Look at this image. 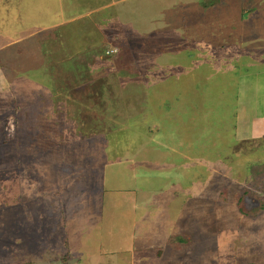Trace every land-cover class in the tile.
<instances>
[{"label": "rangeland", "instance_id": "obj_1", "mask_svg": "<svg viewBox=\"0 0 264 264\" xmlns=\"http://www.w3.org/2000/svg\"><path fill=\"white\" fill-rule=\"evenodd\" d=\"M82 3L0 0L5 7L0 46L2 39L18 38L0 48V74L12 86V94H7L0 75V253L18 248L9 251L14 260L19 255L24 260H49L55 257L52 251L60 254L62 244L55 240L62 241L66 251L67 240L61 236L72 237L71 250H79L76 238L87 232L100 235L103 253L112 252L123 264H264V138L256 135L233 143L232 125L216 121L220 115L210 116L203 102L204 96L215 95V86L220 104L229 101L219 94L220 83L215 80L221 78L225 85L224 74L236 63L240 40L255 42L258 54L264 56L259 49V44L264 48V39L257 41L262 25L264 29V0H119L127 16L116 9L109 15V20L115 18L110 33L103 34L118 36L122 46L116 47L115 38L107 36V44L87 39L68 51L93 56L92 84L98 81L95 87L100 86L102 80V88L113 87L107 90L110 100L139 102L124 103L113 111L111 104H104L110 101L102 99L100 87L94 105L103 100L102 123L95 111L94 116L80 114L71 88L59 86L52 98V76L58 69L39 67L45 62L42 54L50 53L42 50L39 31L54 28L56 17L78 16ZM91 4L100 5L96 0ZM84 17L89 25L90 16ZM101 18L91 19L87 28L75 23L76 39L84 29L87 36L99 37L96 26L102 24ZM43 34L51 35L50 30ZM113 48L122 53L111 55ZM241 48L253 51L247 43ZM130 59L135 62L128 63L133 69H126L130 72L126 74L120 66ZM104 68L110 71L103 72ZM138 70L143 73L142 84L132 78ZM245 86L239 83L238 88ZM247 87L256 94L263 85L258 80ZM124 89L127 93L117 92ZM166 118L178 121L176 134L172 121L164 126L167 146L176 142L170 139L175 134L185 148L189 146V155L158 157L159 147L152 154H135V139L145 130L144 124L164 125ZM59 122L65 125L61 129ZM146 142L144 146L151 148ZM142 164H147L146 170ZM161 183L174 189H164ZM113 187L122 191L116 193ZM138 189L141 192L135 194ZM116 200L119 206H114ZM136 205L134 210L145 217L131 228L120 213L130 216ZM71 223H79L80 234L69 229ZM44 228L46 233L41 232ZM13 235L17 245L9 240Z\"/></svg>", "mask_w": 264, "mask_h": 264}, {"label": "crops", "instance_id": "obj_2", "mask_svg": "<svg viewBox=\"0 0 264 264\" xmlns=\"http://www.w3.org/2000/svg\"><path fill=\"white\" fill-rule=\"evenodd\" d=\"M95 0H83L82 3V8L78 11L76 17H74L73 15L70 16V18L68 19H60L59 17L54 18V28H43L41 29V31H39V35H38V41L40 43V46L42 47V50H49L50 53L49 55L46 54H42L43 58L45 59V62L43 63L40 62L39 67L45 65V68H51L52 66L58 69H55V73L53 74L52 78L54 79V83H55V89L53 88L51 91V95L52 98L55 96V91L56 89L60 86H65L66 88H68V90L71 88V95L72 97L75 99H77V103L79 105L80 108V114L84 115V116H94V111L96 112L97 116V120H99L101 123L103 122L104 119L100 118L101 114H104V112H106L105 108H102V102L103 100H105L104 98H108L107 100L110 101V103L107 101H104L105 105H109L111 104V108L113 109V111H117L118 110V106L123 105L124 103L127 104V106H132L134 105L133 102L135 104L139 103L136 101V99H128L127 102L124 101L123 104H121L118 100V98L116 100H114V98L110 100L109 98V92L107 91L108 89H112L114 90V88L112 87H103V81L99 80L100 86H96L95 84L98 83V81H96L95 83L92 84V74H91V65H93V56L91 57L90 55L87 54H81V53H75V55L71 54L69 55L68 51L70 50H75L76 47H81L83 46L80 41H86L87 39L91 40V43L94 44V42H101L100 44H107V41H109L107 38V36H112L110 33V30L112 29V27L110 26V21H114L115 22V18L112 20H109V15L111 13H117L116 9L119 8V12L122 13V17H126L127 13L123 11L122 7L118 6L119 4V0H96L100 5H98L97 7H93L92 6V2L94 3ZM179 2V1H178ZM193 6H196L197 4H192ZM62 7H65V4H61ZM72 6L71 8L75 7V4L71 3ZM56 7V6H55ZM5 7L4 6H0V16L2 15V11H4ZM118 11V10H117ZM58 14L55 10H54V15ZM90 16V22L89 25H87L85 23V17L84 16ZM98 16H102L101 21L102 24L101 25H97L96 27H98V31H99V37H89L87 36V29L82 30L80 33L78 34V39H76L73 27L75 23H80L83 24L85 28H87V26H90L91 23V19H93L94 17L96 18V22L97 17ZM108 16V17H106ZM1 18V17H0ZM111 18V17H110ZM121 18V17H120ZM263 24V22L261 21V25ZM244 25V24H243ZM71 26V27H70ZM90 29L94 30L93 27H90ZM50 30V34H43L44 32H48ZM117 30H120L119 28ZM257 29L255 28L253 31H256ZM104 32H109L108 34H103ZM263 25H262V34H258L257 33V38H258V42H259V38H263ZM61 33L63 35V38L61 36ZM53 34V35H52ZM35 34H29L28 37H33ZM262 36V37H261ZM75 37V38H74ZM112 38H115V46H122V43L119 42L117 40L118 36L115 35V37L112 36ZM18 38L15 37H11V39L7 40L2 39V41L4 42L3 45L0 46V48H6V46H8L11 43V40L16 41ZM73 40V42L71 41ZM244 38L242 40H240V50H238L239 48H236V51L239 53H236V63L233 66L232 69H230L229 72L224 74V78L227 79V81H225V85L221 82H219L221 80V78H219L218 80H215V83H220V93H224L225 96H228L229 101H226L223 105L220 104L221 100H217L216 98L219 97V95L216 94V91L218 92L216 86L213 90V96H204L205 100L204 102V106L205 108L208 107V109H215L217 110L216 113H218V115H220L219 117H216V121L221 122V124L223 123H227L229 122L232 126H231V130L235 133L234 138H236L235 140L233 139V137L231 138V141H233V143H236L237 140H242V141H247L251 138H255L256 135H262L261 138H264V56L258 54L257 50L255 48L258 47H254L255 42L252 41H248L246 42L247 45H252L253 46V51H251L252 49L248 50L249 53H247L246 51H243V49L241 48L243 45H245L246 43L244 42ZM16 44V43H15ZM259 44V43H258ZM86 45V43L84 44ZM259 44V49L260 50H264L263 46ZM90 46V44H89ZM124 46V45H123ZM231 44L228 46L230 47ZM92 47V46H90ZM264 52V51H262ZM261 52V53H262ZM122 53V51H118L117 54ZM247 53V54H246ZM257 53V55H256ZM260 53V52H259ZM116 54V55H117ZM263 54V53H262ZM52 55V56H51ZM6 58L7 61L9 60L6 54ZM133 59H130L129 61L124 62V64H122L120 66V68L122 69V71L126 74H129L130 72H128L126 69L132 70L133 67L132 66H127L128 63H130V61ZM134 61V60H133ZM135 62V61H134ZM133 62V63H134ZM107 64L104 63V67L107 68ZM75 67H78V71L75 70ZM106 68H104V70H102L103 72L105 71H110L109 70H105ZM137 70V69H136ZM1 72V69H0ZM115 72H120L118 70H115ZM132 78L133 80H135L136 83L140 82V84H142L141 81V77H142V71L140 72L139 70L137 72H132ZM1 75V81H2V85L5 86L6 89V93L7 94H12L11 93V83L7 82L6 79L3 77L2 73ZM62 78H65L63 83H61ZM89 78V79H88ZM141 78V79H140ZM257 79V80H256ZM261 80L262 82V90L259 93L253 94L251 93V89L249 90L247 87L251 84L254 83L255 81ZM78 81V82H77ZM239 83L241 85L246 84V89H239L238 85ZM102 86V87H101ZM100 89L99 93H103V97L102 94L99 96L102 97L103 100H101L102 102L99 103V105H94L95 101H96V97L98 98L97 94V90ZM83 90L82 93H80ZM118 93H122L125 94L127 93L126 90H122L121 91H117ZM5 93V94H6ZM203 93V85H202V92L200 94V99H201V95ZM205 93L207 94L208 92L205 91ZM119 94V95H122ZM132 94H135L134 92H132ZM49 95V97L51 96ZM205 95V94H204ZM217 95V96H216ZM106 96V97H105ZM215 98V99H214ZM123 100V99H122ZM202 101V100H201ZM213 101H216L215 103H213ZM76 102V100H75ZM98 103V102H97ZM96 103V104H97ZM178 103V102H177ZM176 103V104H177ZM175 107L179 106V103L176 105ZM211 105H214V107H212ZM95 107H100L98 110L102 111L101 113H98L96 111V109L94 110L93 108ZM139 107H142V103L140 105H137L135 107V109H139ZM177 109V108H176ZM178 110V109H177ZM135 111V110H134ZM222 112L224 114H222ZM180 113V111H179ZM135 114V112H134ZM106 115V114H105ZM134 117H136L134 115ZM179 118H182V115L180 113ZM184 119V118H182ZM51 120V119H50ZM53 121H55L54 119H52ZM186 120V119H185ZM173 122L171 123L172 125H174V133L177 129V124L178 121H174L172 119L166 118V121H164V125L161 124L159 121H152L150 122L149 125L144 124V129L142 133H140L139 135H137L136 137H138L136 140V149H135V154H144L148 153L152 154V150L153 149H157L158 147L160 148L158 151H160V154H157L158 157H161V154H164L165 157H167L170 154H185L189 155L187 153V151L189 150L188 147L185 148V143L183 142V139L181 140L180 137L176 136L174 134V136H171L170 139L171 141H173L172 139H175L176 142H171V144L168 145L169 143V137H167L166 133L164 132V126H167V124H170L169 122ZM60 127L58 128H62V126L65 125H61L62 122H59ZM95 125H100V123L98 124H94ZM200 125H202L200 122H198L197 126L199 131H201L203 128L200 127ZM71 126V125H70ZM87 126H91V130L93 129L92 125H87ZM230 130V131H231ZM136 131V130H135ZM133 131V132H135ZM132 132V134H133ZM232 132V135H233ZM196 131L195 129H193V134H195ZM63 136H66L64 131H62ZM187 133H182V135H185ZM188 135V134H187ZM199 137V134H198ZM197 137V138H198ZM260 138V139H261ZM134 139V138H133ZM127 140V138L125 139ZM150 143L151 148H147L144 146L145 144ZM218 142V139L216 140ZM183 142V143H182ZM175 143V144H174ZM182 143V145H181ZM162 146V147H161ZM164 147V148H163ZM262 147H264L262 145ZM180 148L182 150V152H177L176 150ZM187 149V150H186ZM180 150V151H181ZM134 152V151H133ZM143 169L146 170L147 168V164H142ZM160 187H163L164 189H174V187L172 185H170V183L168 184H159ZM158 185V186H159ZM116 193H120L122 190H120L117 187H113ZM156 188V187H155ZM151 190V188H149ZM154 190V189H153ZM152 191V190H151ZM141 191L136 190L135 194H139ZM127 194H130V192H125ZM132 194V193H131ZM117 204H114V206H119L117 200H116ZM139 205L136 206H131V215L130 216H122V214L120 213L121 217L120 219L122 220H129L130 223H132L131 228H133L134 224L136 222H140L143 214L138 213V210H134V208H138ZM121 207V206H120ZM141 217V218H140ZM87 219V217H86ZM87 223V222H85ZM120 227V226H119ZM46 228V227H45ZM41 229V232L46 233V229ZM49 228V227H48ZM121 228V227H120ZM69 229L71 231H73V233H79V230L81 229V226L79 225V223H71ZM127 229V228H126ZM56 230V229H53ZM124 230V229H123ZM128 231V230H127ZM132 232V231H130ZM80 234V233H79ZM11 238H9V240H16L13 241V245H17L18 240L16 238L15 235L10 236ZM32 241L31 244L34 245L35 244V238L31 237ZM37 238V237H36ZM62 239L67 240L65 246L67 247V250L65 251L64 249H62V247L64 246L63 242L58 240H55L56 244L57 243H61L62 247L60 249V254H56L54 251L51 252L52 255H54L55 257L49 260H45L42 259L40 257H38L37 259H26L24 260L23 257L21 255H19L18 259L17 257L15 258V260L13 259L14 253L10 254L9 251H13L16 252L17 249L14 248H10L5 250V253H0V262H3V260H5V264H123L119 261V258L115 257V255L112 252H107V253H103V249H102V241H101V236L100 235H94L90 233H83L80 236H78L76 238V240H78V244H79V250L77 249H72L71 250V242H72V237L70 238V240H68V238H64L61 236ZM38 239V238H37ZM71 241V242H70ZM54 243V244H55ZM22 246H25L26 244L21 242ZM40 246V243H39ZM23 248V247H22ZM29 252V251H28ZM110 253V255H108ZM50 254V255H51ZM3 255V257H2ZM114 255V256H113ZM148 261V260H147ZM144 259H141V262H147ZM127 264H130L127 263Z\"/></svg>", "mask_w": 264, "mask_h": 264}, {"label": "trees", "instance_id": "obj_3", "mask_svg": "<svg viewBox=\"0 0 264 264\" xmlns=\"http://www.w3.org/2000/svg\"><path fill=\"white\" fill-rule=\"evenodd\" d=\"M190 55H192V54H190ZM98 84V83H97ZM217 112V110H215V109H210V111H209V115L211 116V115H213L214 113H216ZM62 193V192H61Z\"/></svg>", "mask_w": 264, "mask_h": 264}, {"label": "built area", "instance_id": "obj_4", "mask_svg": "<svg viewBox=\"0 0 264 264\" xmlns=\"http://www.w3.org/2000/svg\"><path fill=\"white\" fill-rule=\"evenodd\" d=\"M116 49L110 50L111 54L115 53Z\"/></svg>", "mask_w": 264, "mask_h": 264}, {"label": "clouds", "instance_id": "obj_5", "mask_svg": "<svg viewBox=\"0 0 264 264\" xmlns=\"http://www.w3.org/2000/svg\"><path fill=\"white\" fill-rule=\"evenodd\" d=\"M113 49H115V48H113ZM115 53H117V49H116ZM113 54H114V53H113ZM111 55H112V54H111Z\"/></svg>", "mask_w": 264, "mask_h": 264}]
</instances>
